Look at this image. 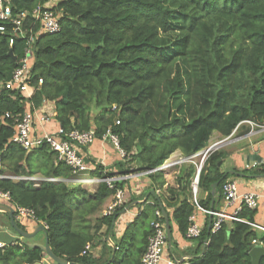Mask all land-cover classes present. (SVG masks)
Listing matches in <instances>:
<instances>
[{
  "label": "trees",
  "instance_id": "obj_1",
  "mask_svg": "<svg viewBox=\"0 0 264 264\" xmlns=\"http://www.w3.org/2000/svg\"><path fill=\"white\" fill-rule=\"evenodd\" d=\"M43 1L12 0L15 11ZM57 9L63 13L62 29L41 34L35 44L31 99L36 107L54 102L55 118L67 131L94 127L99 139L108 132L117 135L126 153L116 163L120 173L158 168L176 151L193 155L211 144L215 132L226 138L247 121L264 125V0H60ZM171 29L174 40L166 35ZM13 36L11 28L0 32L3 79L25 56V39L14 36L11 45ZM27 99V93L12 90L0 96V175L72 177L71 168L56 163L48 146L27 151L11 141L14 121L6 113L23 112ZM218 151L208 157L199 182L200 193L208 191L199 202L210 209L213 185L218 183L222 193L227 180L217 164ZM104 172L96 165L91 174H114ZM195 173L193 164H183L178 187L168 186L167 196L154 192L148 196L152 201L138 203L139 213L121 236L114 222L131 202L103 215L117 188L105 182L90 191L63 179L36 185L31 179L1 177L0 190L10 193L13 207L34 211L36 222L47 226L51 249L68 262L141 264L160 204L171 230L174 220L188 239ZM148 177L155 190L166 185L164 170ZM255 214L243 206L238 215L247 222L233 221L231 228L224 222L217 231L207 224L194 239L200 251L189 264H252L253 240L264 246V231L250 224ZM18 225L24 229L19 220ZM26 240L0 247V264L42 261L43 248Z\"/></svg>",
  "mask_w": 264,
  "mask_h": 264
},
{
  "label": "built area",
  "instance_id": "obj_2",
  "mask_svg": "<svg viewBox=\"0 0 264 264\" xmlns=\"http://www.w3.org/2000/svg\"><path fill=\"white\" fill-rule=\"evenodd\" d=\"M60 0H45L37 3L32 9H22L15 11V5L12 0H0V32H6L8 28H11L15 37H21L25 39V56L18 61L12 75L8 79H3L0 73V96L6 90L25 92L28 94L26 100V107L23 112L17 115L6 113V117L12 118L14 121V135L11 139L12 142L23 147L27 151H31L43 146H48L49 149L56 153V162H62L71 168L72 179L71 181L81 184L82 186H98L101 182H105L111 188H116L115 194L110 199V202L103 209V215H111L118 208H122L125 204L129 203L128 191L132 183L138 178H143L148 174L158 171L167 170L179 164H193L196 167V173L191 183L192 201L196 210H200L208 216L213 217L212 230H219L224 222L229 221H245L238 213L243 206H247L250 209H256L259 205L260 195L256 192L241 193L239 191L237 182L226 181L222 188V193L225 201L229 205L238 206L233 213H227L224 211H217L215 209L205 208L199 202V182L202 169L207 161L208 157L215 151H217L226 140H220L211 142V144L205 149L190 155L181 156L178 159H169L163 165L158 168L147 171H132L130 173H116L110 176L100 177L91 176V171L94 170L91 164L86 160L84 149L97 139L96 130L92 127L89 130L80 131L73 129L67 131L59 122L58 129L56 131L40 130L38 121L48 124L51 122V114L36 107L34 101L31 99L30 85L33 82L32 69L34 65V48L38 37L41 34H53L62 29L61 18L63 13L57 9V5ZM10 39V44L13 45L15 37ZM43 80L40 79L39 83L42 84ZM48 102V101H44ZM43 102V103H44ZM38 110H41V114ZM40 114V116L38 115ZM56 112L53 117L55 118ZM253 123L251 121H247ZM264 127V125H262ZM103 139L110 140L119 150L122 159H125L126 153L119 145V138L117 135L108 132ZM262 165L264 166V153L261 161L253 162L252 166ZM247 167H251L247 165ZM105 174L107 171L104 172ZM11 177L13 179H31L36 181V185L42 180L59 181L60 178H46L37 176H2ZM125 182L124 186L118 187V182ZM135 186H132L134 188ZM157 192H160L158 190ZM0 198L5 199L8 203L11 201L9 192L0 190ZM153 203V202H152ZM127 207V206H126ZM125 207V208H126ZM16 216L18 219L32 218L36 220V215L33 210L21 206L14 207ZM140 211V210H139ZM139 213V212H138ZM163 212L161 209L156 210V219L152 221L153 234L149 238V243L145 253L143 254L141 264H161L163 261V254L168 244L166 223L163 220ZM195 212L190 216V225L188 227L186 237L190 240H194L199 237L203 231V227L200 226L195 217ZM250 223V222H249ZM46 228L47 226L42 223ZM254 227L264 231V226L256 223H250ZM256 245L259 243L256 239L253 240ZM206 244V243H205ZM261 244V243H260ZM6 244L0 241V247H4ZM90 246L87 245L86 249ZM84 251L83 253H85ZM167 264H179V262L173 258L168 260Z\"/></svg>",
  "mask_w": 264,
  "mask_h": 264
},
{
  "label": "crops",
  "instance_id": "obj_3",
  "mask_svg": "<svg viewBox=\"0 0 264 264\" xmlns=\"http://www.w3.org/2000/svg\"><path fill=\"white\" fill-rule=\"evenodd\" d=\"M41 109L48 111L51 114V122L48 124H42L41 121H38V126L40 130L45 131H56L59 126V121L53 117L56 112L55 103L52 101L44 102L41 105ZM41 114V110H38ZM40 114H38L40 116ZM226 139V140H225ZM225 140L222 146L219 148L218 153L221 154L217 164L220 168V171L227 176L226 181H235L237 182L239 191L241 193L246 192H256L260 195L259 205L255 209V223L258 225L264 224V166L257 165L252 166L253 162L261 161L264 153V127L262 125H257L256 123H244L235 130L230 136L223 138L220 133L215 132L211 142ZM86 160L91 164L92 169L96 168V165H102L104 170L107 172H113L114 174L120 173L119 166L116 163L122 160L118 148L108 139H99L97 138L93 144L84 149ZM184 156L180 151H176L170 157L173 159L176 155ZM57 163V162H56ZM250 165L251 167H247ZM182 168V164L176 165L172 168L165 170V179L166 185L163 188H157L156 190L152 186L150 178L143 176L138 182H133L132 188L128 191V199L130 204L124 209V213L121 214L119 219L115 223V232L117 236H121L126 225L131 222L139 212L138 203L144 201L148 198V201H152L153 198L148 197L149 194L156 192L159 196L168 195L167 187L171 186L177 188L176 184L177 176L179 175ZM37 177H44L42 175H36ZM91 176H96L91 174ZM73 177V176H72ZM72 177L69 178H60L67 182L72 183ZM97 187L89 186L88 190H96ZM160 190V192H157ZM212 191V202L211 208L217 211H224L227 213H233L236 205H229L221 193V188L216 187ZM199 197L203 200L207 199L208 191H203L199 193ZM131 200H134L133 202ZM110 202L108 200L106 205ZM174 202V201H173ZM9 204L5 199L0 198V206ZM10 205V204H9ZM165 206V204H164ZM167 207V206H166ZM168 211H172L171 207H167ZM195 217L197 223L203 228L206 225H209L210 216L206 215L200 210L195 209ZM15 219L18 223V220L23 225L24 230L33 233L36 231L37 226L39 225L36 220L32 218H22L18 219L15 213ZM172 219V217H171ZM173 229H172V239L171 242L168 241L167 247L163 254V261L161 264H167L168 260L171 258L177 260L179 264H189V259L195 255H198L200 248L198 247L197 240L186 239L178 230L177 225L174 220H171ZM42 224V223H41ZM227 224L232 227V221H227ZM104 228L103 230H105ZM0 230H13L11 219L9 213L4 208L0 207ZM42 233L43 238L40 241L37 236L39 233ZM262 233L261 231H259ZM28 241L29 244L37 245L45 244V234L43 231L37 232L31 238H22V240ZM173 241L175 242L173 244ZM3 242V241H1ZM5 243V242H3ZM6 244V243H5ZM109 244L113 245L111 239H109ZM263 245V244H262ZM95 255L100 254V249H96ZM198 253V254H197ZM48 257L46 254L44 258Z\"/></svg>",
  "mask_w": 264,
  "mask_h": 264
},
{
  "label": "water",
  "instance_id": "obj_4",
  "mask_svg": "<svg viewBox=\"0 0 264 264\" xmlns=\"http://www.w3.org/2000/svg\"><path fill=\"white\" fill-rule=\"evenodd\" d=\"M9 54L12 57V60L14 62H16L17 57L13 54L12 50L9 52ZM217 184L218 183H215L213 185L214 191L216 190ZM0 207H2L8 211L10 219H11L12 227L15 230V231H13V230H9V231L0 230V241L5 242L6 244H11V243H14L17 241H21L22 238H31L39 231H43L45 234V237H46V235H47L46 227L43 224H39L37 226L35 232L29 233V232L25 231L24 229H22L21 227H19V225L15 219V209L12 205L6 204V205H1ZM160 207H161V210H162L164 218H165L166 229H167V239H168V241L171 242L172 230H171L169 215H168L166 209L162 206V204H160ZM212 222H213V217L210 216L209 225H208L209 230L212 226ZM114 224H115V222H114ZM37 245H39L41 248H43V250L45 251L48 258H44L42 261L36 262L34 264H53V262H56L59 264H75V263H70L65 258L56 255L53 252V250L51 249V246L48 242L47 237H46L44 245H41V244H37ZM250 255L252 258V264H261V261L264 257V246L262 244L255 245L252 248Z\"/></svg>",
  "mask_w": 264,
  "mask_h": 264
},
{
  "label": "rangeland",
  "instance_id": "obj_5",
  "mask_svg": "<svg viewBox=\"0 0 264 264\" xmlns=\"http://www.w3.org/2000/svg\"><path fill=\"white\" fill-rule=\"evenodd\" d=\"M166 35H169V36L172 38V40H174V39H175V36H176V31H174L173 29H171V30H169V31L166 33ZM212 143H213V142H212ZM180 157H181V156H179V155L177 154L173 159H178V158H180ZM134 166H136V164H135ZM92 187H94V189H95V187H97V186H92ZM86 188H89V187L86 186ZM92 191H94V190H92ZM123 213H124V212H123ZM123 213H122V214H123ZM37 238H38L40 241L42 240L43 235H42L41 232L38 234ZM46 258H48V257H46Z\"/></svg>",
  "mask_w": 264,
  "mask_h": 264
}]
</instances>
